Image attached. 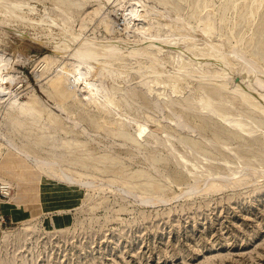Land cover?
<instances>
[{"label": "rangeland", "instance_id": "rangeland-1", "mask_svg": "<svg viewBox=\"0 0 264 264\" xmlns=\"http://www.w3.org/2000/svg\"><path fill=\"white\" fill-rule=\"evenodd\" d=\"M263 88L264 0H0V264H264Z\"/></svg>", "mask_w": 264, "mask_h": 264}, {"label": "bare ground", "instance_id": "bare-ground-1", "mask_svg": "<svg viewBox=\"0 0 264 264\" xmlns=\"http://www.w3.org/2000/svg\"><path fill=\"white\" fill-rule=\"evenodd\" d=\"M133 8V7H132ZM129 9H131V8H129ZM132 10H134V9H132ZM129 11H131V10H129ZM128 11V12H129ZM134 12V11H133ZM130 13V12H129ZM128 13V14H129ZM132 13V12H131ZM135 13V12H134ZM133 14V13H132ZM135 15V14H134ZM138 15H140V14H138ZM129 16V15H128ZM136 16V15H135ZM133 18V17H132ZM136 21V20H135ZM138 24V23H137ZM137 27V26H136ZM142 27V26H141ZM132 28V27H131ZM143 28V27H142ZM136 30H137V28H136ZM129 31V30H128ZM82 44V43H81ZM87 44V43H86ZM80 46V45H79ZM79 46L76 48V51H74V53L72 54L73 55V57L74 58H77L78 60V62L79 63H85V62H87L88 60H93V59H95V55H96V53L93 51V49H92V47H89V49H87V48H85L84 47V43L82 44V46L83 47H81L80 46V49H79ZM87 46H90V45H87ZM92 49V51H91V49ZM117 49L114 47V46H108V48H106V50H105V53H103V55H105V56H109V57H114V56H117ZM135 52V51H134ZM132 54H134L133 52H132ZM243 69V68H242ZM244 70V69H243ZM242 70V71H243ZM77 76V75H76ZM75 77V76H74ZM66 80H68V79H66ZM252 80V79H251ZM250 80V81H251ZM260 79H258L257 78V80H253V81H251V82H249V85L251 84V83H260ZM55 84H57V83H55ZM228 85V84H227ZM226 85V86H227ZM256 85H259V84H256ZM222 86V85H221ZM225 86V87H226ZM254 86V85H253ZM224 87V88H225ZM256 87V86H255ZM258 87V86H257ZM260 87V86H259ZM262 87V86H261ZM260 87V88H261ZM250 88V87H249ZM252 88V87H251ZM257 89V88H256ZM256 89H254V90H256ZM264 89V88H263ZM234 91H236V90H234ZM238 91V90H237ZM262 91H264V90H262ZM261 91V92H262ZM241 93V95L243 96V98H246V96L242 93V92H240ZM263 93V92H262ZM261 95V94H260ZM263 98H264V96H262ZM264 100V99H263ZM205 103V108H207V109H209V110H212L213 111V108H212V106H211V102H209V101H205L204 102ZM132 123V122H131ZM135 123V122H134ZM230 123H232L234 126H236V127H241V124L240 123H238V122H232V121H230ZM144 132V128L143 127H140V129H139V133H143ZM24 154L26 155V157H30V155H29V153H27V152H24ZM34 160H36V159H34ZM53 162H55L54 160H36L35 161V166L36 167H38L39 169H42V170H44V171H46V170H53L54 169V166L56 165V164H54ZM32 164V163H31ZM63 174L64 172L63 171H61L60 172V174ZM3 183H6V182H3Z\"/></svg>", "mask_w": 264, "mask_h": 264}]
</instances>
